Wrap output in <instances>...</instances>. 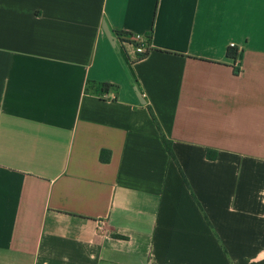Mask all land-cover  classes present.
Returning a JSON list of instances; mask_svg holds the SVG:
<instances>
[{
	"label": "crops",
	"instance_id": "crops-1",
	"mask_svg": "<svg viewBox=\"0 0 264 264\" xmlns=\"http://www.w3.org/2000/svg\"><path fill=\"white\" fill-rule=\"evenodd\" d=\"M0 264H264V0H0Z\"/></svg>",
	"mask_w": 264,
	"mask_h": 264
},
{
	"label": "trees",
	"instance_id": "trees-1",
	"mask_svg": "<svg viewBox=\"0 0 264 264\" xmlns=\"http://www.w3.org/2000/svg\"><path fill=\"white\" fill-rule=\"evenodd\" d=\"M117 35H118L119 39L122 42H124V43H129V44L134 45V46L138 45L136 40H135V35H133V34H130V33H127V32H123V31H118ZM146 39L151 41L152 33ZM227 54H228V58L232 59L233 61L237 62L239 60L240 53H239V49L237 47H230L228 49V53ZM145 57L146 56H142L140 59L145 58ZM237 72H238V70L236 71V73ZM93 86H94V88H97L99 90V92H97L99 95H102L104 93H109L110 90L113 89V86L109 85V84H101V85H98V86H96V85H93ZM89 88H88V91H89ZM154 119L156 120L155 117H154ZM160 130H161V128H160ZM162 141H163L164 145L166 146V148L168 149V151L170 152V155L173 157L174 154H173V149H172V142L169 141L163 133H162ZM208 157L210 159H215L217 157V153L210 150L208 152ZM109 159H110V153L107 152V151H103L102 154H101V160L103 162H108Z\"/></svg>",
	"mask_w": 264,
	"mask_h": 264
},
{
	"label": "built area",
	"instance_id": "built-area-1",
	"mask_svg": "<svg viewBox=\"0 0 264 264\" xmlns=\"http://www.w3.org/2000/svg\"><path fill=\"white\" fill-rule=\"evenodd\" d=\"M135 40L138 45L134 46L136 54L141 58L142 56H147L148 53L151 51L150 41L146 39L145 36L142 35H135ZM105 231V224L102 222L100 227L98 228L97 233L103 234Z\"/></svg>",
	"mask_w": 264,
	"mask_h": 264
}]
</instances>
